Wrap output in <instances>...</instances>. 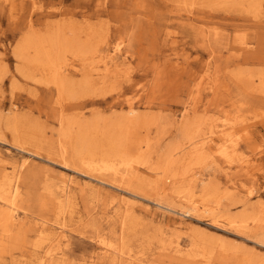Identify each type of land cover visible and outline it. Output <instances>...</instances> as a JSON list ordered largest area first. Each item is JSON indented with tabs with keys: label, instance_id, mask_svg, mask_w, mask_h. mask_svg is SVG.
I'll list each match as a JSON object with an SVG mask.
<instances>
[{
	"label": "rangeland",
	"instance_id": "rangeland-1",
	"mask_svg": "<svg viewBox=\"0 0 264 264\" xmlns=\"http://www.w3.org/2000/svg\"><path fill=\"white\" fill-rule=\"evenodd\" d=\"M50 36L66 67L55 76L22 48ZM116 44L125 64L104 75L102 55ZM262 77L264 0H18L13 10L0 0V156L28 163L19 218L66 223L62 264H92L99 237L128 264H264ZM62 122L70 135L60 141ZM62 146L79 157L61 160ZM109 148L129 164L103 162ZM152 167L176 175L159 182ZM61 177L99 191L76 189L58 207ZM3 242L0 264H33L41 245L32 225Z\"/></svg>",
	"mask_w": 264,
	"mask_h": 264
},
{
	"label": "bare ground",
	"instance_id": "bare-ground-1",
	"mask_svg": "<svg viewBox=\"0 0 264 264\" xmlns=\"http://www.w3.org/2000/svg\"><path fill=\"white\" fill-rule=\"evenodd\" d=\"M3 2L7 3L10 6V9L13 10L17 7L18 0H2ZM17 1V2H16ZM30 22L31 20L28 19ZM89 39L86 38L85 41H88ZM58 41V42H57ZM59 39L56 40L54 37L50 36L46 39H42L41 41H35L32 43L31 39L28 37L24 40V45L22 48H28L29 46L33 48V50L36 53V56L31 57L29 59H25L27 62H37L36 59H38L40 56L44 57L45 68L51 72L53 76H55L57 73L64 72L66 67L64 65H61L58 61L56 63L53 60L54 54L57 55L58 49H59ZM108 41L105 40L104 44H107ZM78 51H75L76 56H78L81 59L86 56L87 50L84 49V46L80 44V46L77 47ZM120 52V46L119 44L111 46V48H108L106 50V53H103L102 58L108 57V59H105L104 62V68L103 72L106 75L110 71V67L113 69H120L121 66L125 64V58H118V54ZM111 53V54H110ZM21 59H24L23 53L19 52L18 54ZM127 68V67H126ZM126 68H124L126 70ZM128 74V72H125ZM123 72V74H125ZM117 74V73H116ZM115 74V75H116ZM125 74V75H126ZM262 91H264V78L262 77L260 80ZM260 87V86H259ZM58 89L60 91H63L62 86L59 85ZM128 101V109L126 111V114H123V123H125L127 126H131L134 120H136V114L134 113V108L131 106V102L129 99ZM121 122V121H120ZM224 128L221 129V132L224 131V129L228 130L231 128V121H227L224 123ZM64 122L61 123V129L59 134V140L61 141L63 138H67L70 134H68V131H66L63 127ZM67 129V126H66ZM212 140V138H210ZM206 143V141H202L201 144ZM228 147H231V145H228ZM73 149H68L65 146L61 147V151L59 156H61V160L65 161L63 158L65 154L68 152L73 153L74 157H79V151L76 150L72 152ZM223 156L228 157L229 152L227 153L224 149L220 150ZM131 153V152H130ZM128 154L129 156H132V154ZM92 154V153H91ZM126 153H122L120 150L115 148H109L108 152H104L102 154V161L105 162V160H109L110 162H113L114 160L109 159L108 157L114 156L117 159V162L119 165H127L129 164V160L123 159L125 158ZM3 158L0 156V174L2 177V180L0 181V245H2L4 240L8 235H11L14 230L18 228H23L25 225H32L33 226V232L34 235L37 236L41 240V245H38V251L33 250L34 253V262L33 264H62L64 261V247L67 245L68 241V230L66 227V223L64 221L57 222L55 224L48 223L45 219L38 216H32L27 217L25 214H23L19 218L18 214V208L20 207L19 201L21 199V190H20V178L21 173L25 169V167H28V163L26 160H21L15 163H12L10 165H7L3 162ZM80 163L83 164V167H89L94 171H97V174H103L105 171L113 170V173H115V168L113 167V163H104L105 165L96 167L90 162H85L81 159ZM154 172L158 173V170L161 169L164 178L161 176L158 178L159 182H165L169 177H173L176 175L175 173H169L165 169L161 167H152L151 168ZM122 179L123 175L120 176ZM99 179V178H98ZM101 180V179H100ZM161 191H165L163 190ZM76 189H79V191H82L84 189H88V191H96L95 185L88 184H75V182L71 179L61 177L59 179V182L56 184L55 193H51L52 200L55 201L58 204V207L62 206L63 201H68L71 199V195L74 193ZM173 209V208H172ZM146 211V210H145ZM182 213H188V210H179ZM148 212V211H146ZM150 215L151 213L148 212ZM226 221L231 225H237L242 226L239 224L238 220L235 218H228ZM261 239H259V243L264 246V233L260 235ZM98 245L100 247V252L97 253V256H95L96 260H92V264H101V262L97 260H104L106 259L108 263L111 264H128L127 260H123L120 257V250L111 244L108 240H106L104 237H99L98 239ZM3 242V243H2ZM172 251L174 254H182L181 248L176 242L172 248ZM93 258V256H90ZM94 259V258H93ZM87 263V261H85Z\"/></svg>",
	"mask_w": 264,
	"mask_h": 264
}]
</instances>
